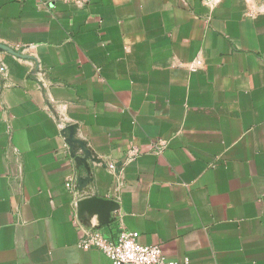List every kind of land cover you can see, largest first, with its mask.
I'll list each match as a JSON object with an SVG mask.
<instances>
[{"label":"crops","instance_id":"obj_1","mask_svg":"<svg viewBox=\"0 0 264 264\" xmlns=\"http://www.w3.org/2000/svg\"><path fill=\"white\" fill-rule=\"evenodd\" d=\"M0 67V264H264V0H0Z\"/></svg>","mask_w":264,"mask_h":264},{"label":"built area","instance_id":"obj_2","mask_svg":"<svg viewBox=\"0 0 264 264\" xmlns=\"http://www.w3.org/2000/svg\"><path fill=\"white\" fill-rule=\"evenodd\" d=\"M75 2L78 0H60ZM3 68L0 67V71ZM166 146L161 140L155 144V150L161 152ZM139 154L136 147H132L127 154V161H133ZM82 250L97 249L103 252L112 264H190L187 258L182 261L168 260L162 247L158 244H142L138 240V233L131 230H121L115 238H107L100 231L93 230L80 235L77 243Z\"/></svg>","mask_w":264,"mask_h":264}]
</instances>
